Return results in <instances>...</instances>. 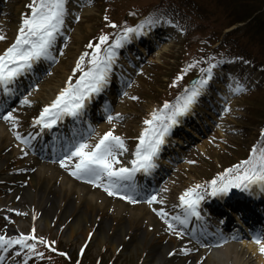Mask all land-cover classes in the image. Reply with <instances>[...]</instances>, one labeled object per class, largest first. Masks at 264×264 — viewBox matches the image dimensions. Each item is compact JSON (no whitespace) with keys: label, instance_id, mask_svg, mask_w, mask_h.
Wrapping results in <instances>:
<instances>
[{"label":"rangeland","instance_id":"374dc122","mask_svg":"<svg viewBox=\"0 0 264 264\" xmlns=\"http://www.w3.org/2000/svg\"><path fill=\"white\" fill-rule=\"evenodd\" d=\"M6 4L0 5L3 10L0 9V34H3L6 38L0 40V54H3L5 50L14 42L15 36L18 34V28L22 22L24 14L30 13V9L27 5L31 0H1ZM105 0H91L87 4V8L82 4H79V10L75 17L71 21L69 31L60 40L62 43L66 41L70 42V51L77 59H80L81 54L89 53L85 56L84 61L81 64L83 70H87L91 67L88 61L91 59V54L94 51L93 48H89L91 43L95 45L99 43V37L103 34L101 31L103 21H101L102 2ZM116 0H108V3ZM174 0H127L110 3L105 10V16L113 17V21L117 25L124 20L123 16L125 12L128 13L131 21H136L141 13V10L148 7H162L171 4ZM220 6L216 5V0H180V4L195 12H200L203 15L199 18L195 16L196 27H193V32L188 35L187 28L184 23H176L172 19L159 15L153 18L160 19V22L155 26L148 24L144 25V28H157L164 27L165 39H160L161 46H155L152 48L149 56L143 58L141 62H137V67L134 69L132 78L130 79L124 92L114 98V108L121 107L122 114L120 117L113 116V120L109 121L107 118L100 122L98 128L101 134L112 129L114 134L124 138L129 150H135L138 143L137 137L140 135L141 130H137L136 126L140 129L147 127L143 121L150 118V113L154 110L163 107V104L156 103L159 99L163 98V95L167 93L165 91V84L170 80V77L177 71L179 65V73L182 72L183 80H188L189 76L197 75L199 80L202 76L206 75V72H201L200 68H203L202 62L204 59L206 63L215 64L216 67L212 69L213 75L211 80L208 81V88L205 87L203 91H209L205 98H208L214 105L212 109L205 110L206 113L200 115L197 111H190L188 115L182 116L181 128H172L173 135L182 136L184 139V148L177 146L178 154H174L171 157L170 162H173V166L166 170L165 178L159 183L158 190L152 194L157 195V198L162 193L167 191L170 197L180 196L186 189L195 185H201L200 191L203 195L211 191L210 181L218 177V173H222L225 169L232 168L234 165L240 164L242 161L247 160L252 155V148L256 146L259 150L264 148V69L256 68L249 62L245 61L243 57H240L232 45V51L230 53H222V41L216 47V42L210 47V43L217 40V34L219 35L222 28L226 23H231L233 20H245L248 17H252L251 23L257 18H264L260 15L261 11H264V0H217ZM194 2L203 3L205 11L202 9L197 10L193 5ZM213 4V5H212ZM3 5H6L4 7ZM89 9V12H85ZM197 10V11H196ZM260 10V11H259ZM3 11H5L3 13ZM173 12V11H172ZM190 12V11H189ZM104 14V13H103ZM78 17V18H77ZM149 18V17H148ZM146 18L137 20V25L144 22ZM171 20V24L166 21ZM13 21L17 22L14 30L10 28ZM135 23V22H134ZM187 24V23H186ZM185 28L183 31L182 29ZM244 28V26L242 27ZM242 28L235 29V32L240 34ZM220 32V33H219ZM163 33V32H160ZM168 33V35H167ZM113 40L106 41L101 45V49H106L108 45L112 44L116 39L117 32L112 34ZM163 35V36H164ZM170 35V36H169ZM186 36V37H185ZM205 38V42L202 40H196V38ZM220 37V36H219ZM222 39V38H220ZM240 41L244 42L245 37H239ZM224 40H230L227 35ZM62 46V45H61ZM60 46V47H61ZM197 47H199L197 49ZM122 49V50H121ZM197 52H196V51ZM220 50V51H219ZM118 60L121 67L131 64L128 60V55L133 57H139L136 46L133 48L128 45L122 46L116 49ZM182 56L183 68H180V58ZM197 58V59H196ZM70 58L65 54L62 55L61 60L55 64L56 69L51 75L53 80H62L60 83L61 89L66 87V82L69 77L72 78V82L80 75V70L73 71V68L68 67ZM188 65H193L188 68ZM112 71L116 74V70ZM65 73V74H64ZM224 75V76H223ZM237 85H243L245 91H233ZM181 86V85H180ZM179 86V87H180ZM176 88V92H179L174 96L166 99L170 104H175L178 97L182 96L186 89H190L191 86H181ZM262 89V90H261ZM165 91V92H163ZM127 95H124V93ZM210 94V97H209ZM137 97V99H133ZM159 98V99H158ZM202 100L201 103H203ZM205 104H208L205 103ZM230 109L225 111V108ZM13 115L18 117L17 126L19 130H28L31 128V121L35 117L39 116L41 112L38 107L28 108L26 105H14L12 110ZM5 114V113H4ZM3 114L0 115L2 117ZM0 121L4 119L0 118ZM184 128L187 131H184ZM94 131L88 136L89 142L93 144L94 135L97 133ZM190 131V132H189ZM96 136V135H95ZM12 146L9 147L6 143V139L0 137V160L4 161L3 167L0 169V176L5 177L7 174H14L16 177L23 175L25 159L17 157V153L12 151ZM59 165V163H57ZM60 166V165H59ZM58 166V170L67 174L68 167ZM242 170V169H241ZM218 174V175H217ZM20 182H30L29 186L36 191V187L42 188L45 180L32 181L30 177H23ZM78 183L84 182L91 190L97 191L101 196L111 197L116 199V195H109L101 186H94L92 183L83 180H77ZM15 180H3L0 186L6 184H14ZM49 187H53L51 182ZM44 191L43 198L51 189ZM61 203L57 207V212L53 218L52 223L46 230L40 228L36 220L40 216L41 206L36 207L38 201V192L34 194V217L35 221L30 224L29 233L35 228V235L44 237L49 243L55 241V246L59 251H65L69 256L75 257L71 260V264H97L96 260L100 255L101 259L98 264H143L149 249L152 245H175L177 236L173 231L168 229L165 221L159 220L154 226H150L140 220L137 217H131L126 214H117L110 209L98 208L96 203L77 199L76 205L72 212H70L67 219L58 226V220L63 208L67 205L70 196L58 195ZM115 198H114V197ZM168 196V197H169ZM83 211L89 215V227L92 226L91 233L93 234L98 226V222L103 220H112L114 230L108 232V239L103 244H98L91 236H86L83 240L79 236H73L71 239L65 235L66 228L69 221L76 212ZM4 215V221H0V235L8 234V228L13 229L21 221L22 216L14 215L11 218V214L0 213ZM126 225L127 231L125 235L118 240V245L113 248L109 245V238L117 227ZM112 227V226H111ZM144 234L143 242L140 247L137 243L136 249H125L127 244H130L134 239V236L142 233ZM238 232H242V230ZM22 231L13 235L19 236ZM131 245V244H130ZM81 248L84 249L81 253ZM186 247H183L184 249ZM26 248L15 245L10 247L7 251L0 249V256L3 257L0 264H29L33 258L28 253H24ZM182 249H175L172 252L180 255L183 259H195V264H205L203 260H200L198 252L192 250L191 252L184 253ZM35 261L38 258L34 259ZM46 262L43 261V264Z\"/></svg>","mask_w":264,"mask_h":264},{"label":"snow or ice","instance_id":"6c2138e0","mask_svg":"<svg viewBox=\"0 0 264 264\" xmlns=\"http://www.w3.org/2000/svg\"><path fill=\"white\" fill-rule=\"evenodd\" d=\"M90 2L91 0H89ZM27 7L30 9V13L24 14L14 42L3 54H0V86H2L4 93H12L13 89L9 85L14 83L23 73L30 71L37 61L42 58L54 59L52 48L61 29L64 27L65 16L68 11L67 0H31ZM105 19L107 20L108 17L105 16ZM160 19L149 17L135 28H123L121 30L123 35H117L113 43L108 45L106 49H101V45L108 41L109 37L107 35H101L99 43L95 45L90 43L88 47L94 49L91 59L88 61L91 67L86 71L81 68L85 56H88L89 53L81 54L73 69L74 72L80 70V75L75 83L69 77L66 87L59 92L50 104L44 106L39 116L34 118L33 124L51 129L64 116H71L74 119L82 118L93 95L101 93L109 83L111 66L115 63L117 56L116 49L122 47L128 41L129 34L140 35L145 24L155 26L160 22ZM166 22L172 23L171 20ZM112 27H117V25L113 23ZM5 38L3 34H0V40ZM192 66L188 65V68ZM214 67L216 65L210 63L206 70L202 69V72L207 74L194 83L190 89H186L184 94L177 98L175 104L165 101L162 108L152 111L150 118L143 121L147 127L143 128L137 137L139 142L134 152L131 153L130 166L129 163H125L121 159L125 153L129 152L127 144L124 138L114 134L112 129L103 134H97L98 138L94 144L89 142L90 138L81 136L77 139L73 137L59 163L62 167L67 168L69 165L66 161H72L75 165L71 169L73 176L86 180L94 186L103 187L109 195H122L123 199L136 203L137 186L134 181L136 173L151 174L157 167L156 159L162 145L166 142L165 137L170 135L171 129L180 123L179 118L186 115L197 102V98L212 78ZM181 78L182 76L177 77V79ZM245 90L243 85H237L233 89L236 92ZM124 95H127V93L125 92ZM133 99H137V97H133ZM21 103L31 104L32 101L25 96ZM229 110L227 107L225 108V111ZM104 111L108 113L106 118L112 121L113 116L110 108L105 106ZM120 115V113H116L117 118ZM0 118L12 122L14 127L17 126L19 119L13 115L12 111H7ZM89 131L94 132L95 129L89 125ZM15 135L18 139H22L25 144L29 143L28 138L21 137L19 132ZM262 135H264V132H262ZM251 151L252 155L247 160L234 165L232 168L225 169L217 178L210 181L211 196H227L233 188L249 192L253 186H259L261 190H264V148L258 150L256 146H253ZM73 157L76 159L73 160ZM200 188L201 185H195L180 194L179 200L183 207L182 216L176 215L168 220V213L163 208L154 209L161 219L165 220L168 229L178 237L189 234L187 225L192 217L201 219L199 206L201 201L205 199V195L197 191ZM120 189H123L124 192L121 193ZM146 198L149 204L157 201V195L155 194L148 195ZM35 231V228H33L31 233H20L19 236L11 238L0 235V249L7 251L13 245H18L27 248L29 252L37 256H42V253L35 251L36 244L28 241L49 242L42 236H36ZM191 234L195 238V233L192 232ZM254 239L256 244L260 246V253L264 254V236H256ZM197 242L199 243V240ZM54 243L55 241L50 242V244ZM192 250L191 248L182 249L185 254ZM52 251H56V249L52 248ZM83 251L84 249L81 248V253ZM61 254L68 255V253ZM169 255H173V252H170ZM2 259L3 257L0 256V260Z\"/></svg>","mask_w":264,"mask_h":264},{"label":"bare ground","instance_id":"6f19581e","mask_svg":"<svg viewBox=\"0 0 264 264\" xmlns=\"http://www.w3.org/2000/svg\"><path fill=\"white\" fill-rule=\"evenodd\" d=\"M72 7L75 9V1L74 5ZM74 9H67V14L65 16V24L64 27L61 29L62 33H65L68 31V26L70 22H67V19L75 16ZM89 9H86L85 12H88ZM17 22L13 21V23L10 25V28L12 30L15 29ZM161 29H165L164 27ZM147 32H152V29L148 28L142 29L141 34H145ZM140 34V35H141ZM140 35L136 34H129V39L127 42H133L137 43ZM151 38H155V35L152 34ZM165 38L162 36V39ZM58 39V38H57ZM56 39V41H57ZM55 41V43H56ZM153 41V40H152ZM127 42L124 43L127 44ZM157 44V43H156ZM57 44H54L52 48V56L55 58L59 51L56 47ZM138 51L142 52L143 54H146L147 51L142 46H138ZM71 53L69 49H67V55L71 56ZM73 59L69 62V65L71 67H75L76 65V59L71 56ZM54 59H41L40 61H37L33 68L28 71V76L30 78H24L22 80V75L19 76L18 81H20L19 84L23 85V83L29 85L30 87L25 91V93L22 95L24 99L25 96L28 97L29 100L32 101L31 104H24L27 107H38L39 109H43L44 106L50 104L52 100L55 99V97L59 94V92L62 90L60 88V83L62 80H53L52 77H48L45 79L44 83L42 80V83H40L41 80L36 79L35 72L36 70H40L43 67H49L53 66L51 61ZM136 60L135 58L131 57V61ZM115 64V63H114ZM132 66H127V70H131ZM116 68L120 73H118L122 79H125V76L129 73L125 72V69H121L119 64H116ZM27 73V72H26ZM53 73V72H52ZM65 74V73H64ZM111 76V71L109 73V77ZM224 76V75H223ZM30 80V81H29ZM38 80V81H36ZM117 82H120L119 79H117ZM24 84V85H25ZM108 86V84H107ZM106 86V87H107ZM105 87V88H106ZM204 90V89H203ZM201 92V95L197 98V102L192 106L190 111H193V108H198L197 111L198 114L203 115L204 108L200 105L199 99L202 97V95H206L209 93L208 91ZM13 93V92H12ZM1 99V97H0ZM110 105H108L109 108H111L112 102L109 101ZM210 104H207L205 108H209ZM120 108V107H119ZM121 109H116L114 111V114L120 113ZM190 111L186 114L188 115ZM105 112L103 109H101V113ZM89 112H86V117ZM91 118V117H88ZM180 122L182 120V116L179 118ZM93 121V120H92ZM92 121H87L85 123V128L89 129V125H92ZM64 123V122H63ZM180 124V123H178ZM63 130L66 131V133L62 132V136H64V140L67 144L72 140L73 137H75L79 133V129L73 127L72 122H68V124H64ZM19 132L21 137H27L29 140L28 144H25L22 139H18L15 133ZM99 134V133H97ZM95 136V141L98 138V136ZM0 137L6 139V143L8 146L14 147V152L23 154L25 156L26 162H25V172L32 178V181L35 182L37 180H45L44 185L42 188L36 187V191L38 192V202L36 207L41 206V213L40 216L37 219V224L40 228L47 229L49 228L51 222L53 221V218L55 217V214L57 212V207L61 203L60 198L58 195H65L70 196L69 201L67 202V205L63 208L61 211L58 226H60L69 216L70 212L74 209L77 199L79 201L81 200H87L93 203H96L98 205V208L103 207L104 209H110L117 214H126L127 217H137L138 220L149 224L150 226H154L158 223L157 218L160 216L154 209L163 208L167 213L168 217L167 219L170 220L172 216L183 214V207L180 204V200L178 197H170L167 194V191L161 194L159 198H157V201H154L153 203L149 204L147 202V199H141V201H137L136 203H131L127 201H120V200H112L108 197H102L97 192H93L89 188H87L84 185H80L76 183L72 177L68 176L67 174H64L63 172L59 171L57 167L54 165V163H48L46 161H50L52 158L47 157L43 158V155L37 154L36 151V143L40 139H42V135L39 134L37 129H34L32 127L31 129L27 131L19 130L18 128L14 127L12 122L10 121H0ZM165 144L168 146L171 143H174L176 145H182L183 140H181L178 137H172L171 133L167 137H165ZM94 144V143H93ZM162 145V147L164 146ZM67 147V145H66ZM163 148H161L162 150ZM175 150V149H174ZM13 151H10L9 154H12ZM162 151H160L158 158L156 159V164L161 160V164L158 165L159 169L162 167V169H165V167L170 166V162L168 159H161ZM129 159H132L129 158ZM125 161V163H129L130 160ZM69 168L75 167L74 163L72 161H69ZM4 162L0 160V169L2 168ZM72 168H70L71 170ZM157 169V167L155 168ZM156 171V170H153ZM12 178L15 179L13 176ZM4 179H11V175H7L5 177L0 176V182ZM135 184H141L142 181L140 177L134 178ZM51 182L53 187H49V183ZM51 189L50 193L48 192L45 197L43 198L44 191H47V189ZM259 190V191H258ZM35 190L31 189L27 185H22L19 182H16L13 185H7L5 187H0V212L3 213L4 211L7 213L11 212H18L21 213L24 218L22 221L19 222V224L16 226V228L9 230V233L17 232L18 230L26 231L27 228L30 226V222H33V212H32V199L33 195L36 192ZM120 192H124L123 189H120ZM249 192L256 194L255 196H258L261 193L262 196L264 195V191L260 188L254 189L252 188ZM246 192V193H249ZM146 194H137L138 197L135 196V198H142L147 196ZM230 193V192H229ZM236 193V192H235ZM169 196V197H168ZM248 201V200H247ZM78 203V202H77ZM253 205V201L251 203ZM251 205L246 204L244 207L246 209H249ZM264 215V214H263ZM161 218V217H160ZM235 218L239 220L237 215H235ZM0 221H4V218H2ZM89 215L85 214L83 211L76 212L74 216L69 221V224L66 228L65 235L67 238L71 239L73 236H79L81 239L84 240V238L88 235L89 232ZM189 225L191 230L193 228L197 227V224L190 221ZM111 229V220H103L98 223L97 229L95 230L92 238L94 241L98 244H103L108 239V232ZM235 230V229H234ZM127 231V226L123 225L120 227H117V229L114 231V233L109 238V245L113 248L117 247L118 240L121 239ZM189 234H185L182 236H179L176 241V246L172 245L169 246L167 244L165 245H158L154 244L149 249V252L147 253L146 257L144 258L143 264H195L196 260L194 259H183L180 255L173 253V255H169L170 252H172L175 249H181L184 246H187V248L196 249L198 251V256L200 260H203L205 264H264V254H261L259 251V245L256 244L254 237L261 236V233H236L229 236H225L224 241L221 243H217L216 241H201V239L195 234V238H193V235L191 234L193 231H189ZM184 236H187L190 238V241L184 242ZM144 234L143 232L140 234H137L134 236V239L129 242L130 244H127L125 246V249L134 248L136 249L137 246L134 245V243L138 244V247L141 246L143 242ZM186 240V239H185ZM199 240V243L197 242Z\"/></svg>","mask_w":264,"mask_h":264},{"label":"trees","instance_id":"16d2710c","mask_svg":"<svg viewBox=\"0 0 264 264\" xmlns=\"http://www.w3.org/2000/svg\"><path fill=\"white\" fill-rule=\"evenodd\" d=\"M216 5L220 6V3L217 0H216ZM260 13H261L260 15L264 16V11L263 12L261 11ZM236 21L242 22L244 21V19L233 20V22ZM228 25L229 23H226L223 28L227 27ZM242 36L245 37V41L238 42L240 41L239 37ZM229 37L230 40H225L223 42L224 46L222 48V51L232 50L230 48H232V45H234V49L240 55L244 56L245 58L255 63L264 65V18L257 17L252 23H250L247 26V28L244 31L241 32L240 35L231 34L229 35Z\"/></svg>","mask_w":264,"mask_h":264}]
</instances>
